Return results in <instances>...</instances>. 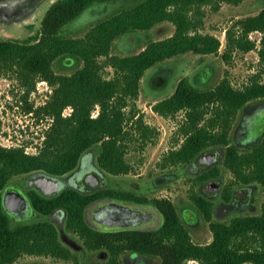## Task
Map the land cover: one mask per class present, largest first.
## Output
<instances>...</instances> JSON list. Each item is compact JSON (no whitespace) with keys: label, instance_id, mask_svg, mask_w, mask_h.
Here are the masks:
<instances>
[{"label":"trees","instance_id":"obj_1","mask_svg":"<svg viewBox=\"0 0 264 264\" xmlns=\"http://www.w3.org/2000/svg\"><path fill=\"white\" fill-rule=\"evenodd\" d=\"M115 0H55L41 19L36 34L24 40L0 37V71H14L26 88L28 98L38 79L47 80L53 92L45 104L29 112L37 117H51L52 122L38 153H29L24 146L0 144V264H12L24 254L77 258L65 246L57 225L48 217L33 222L14 221L3 204V193L14 177L43 171L64 174L77 167L82 154L100 146L97 163L114 175L128 174L132 166L126 159L127 142L134 138L127 129L135 122L143 139L155 128L136 116L135 107L127 106L140 93L146 71L160 62L187 52L217 53L221 39L200 30L204 5L243 0H139L94 22L81 36L67 35L65 27L88 7ZM170 21L175 31L163 39L147 40L143 49L129 55L113 53L117 38L147 32L157 24ZM238 32L227 30V49L251 50L256 47L252 31L264 32V8L257 14L237 21ZM264 60V33L259 50ZM73 57L81 66L73 73H58L56 60ZM114 69L112 77L104 69ZM264 98V81L252 79L242 88L227 78L217 85L202 88L183 78L170 96L157 101L154 109L166 116L183 110L184 120L178 135L184 136L181 146L165 156L166 165H191L210 149L226 146L224 164L246 183L264 185V133L252 149L241 150L232 143L231 127L236 114L256 99ZM72 111L64 115L66 107ZM99 106V113L93 111ZM221 176L218 165L200 172L196 181L203 183ZM174 177V176H173ZM33 206L49 215L63 207L68 213L66 227L83 240L91 250L104 249L109 256L105 264H123L122 254L130 251L159 257L160 264H184L196 259L200 264H264V201L260 212L239 214L229 221L214 219L215 201L200 191L191 195L195 208L210 223L213 239L209 243L193 241L176 203L169 198H149L133 191L112 188L83 193L64 189L55 196L29 193ZM114 196L151 202L164 214L163 224L156 229H123L102 231L91 226L86 218L87 206L96 199ZM226 200L230 194L224 195Z\"/></svg>","mask_w":264,"mask_h":264},{"label":"rangeland","instance_id":"obj_2","mask_svg":"<svg viewBox=\"0 0 264 264\" xmlns=\"http://www.w3.org/2000/svg\"><path fill=\"white\" fill-rule=\"evenodd\" d=\"M136 1L139 0H115L92 5L68 24L64 32L67 35L81 36L94 22ZM52 2L48 1L41 4L35 11L34 17L28 18L26 21L18 22V24L9 22L10 25L0 27V37L24 40L36 34L40 28L41 19ZM263 8L264 0H243L238 4L223 1L218 5L207 4L203 6L201 10L203 24L200 30L204 33L214 34L221 39L222 44L219 51L210 54L187 52L168 58L146 71L141 81L139 96L130 102L126 110L129 114L131 108L135 107L136 116L134 118L136 120L141 118L144 123L155 128V132L147 140L143 139L137 133L135 122L128 121L127 129L132 132L134 138L127 142L126 159L131 164L132 169L128 174H106L107 177L104 178L107 183L112 181L116 186H123L126 190H131L139 195L173 200L183 222L190 230L193 241L196 243L205 244L213 239L210 223L195 208L191 197L193 191H201L202 187L206 189V182L196 181L195 167L192 166V168L187 164L166 165L164 161L169 151L179 148L184 140V136L178 135V130L184 120L185 112L181 110L175 115L166 116L157 112L154 109V104L173 94L179 81L183 78L202 88L213 87L225 77L237 88L244 87L245 84L255 78L264 81V60H261L259 53L264 32L256 30L250 33V38L256 42V47L251 50L227 49V30L233 28V31L237 33L239 29L237 26L238 20L257 14ZM174 31L175 25L170 21H164L147 32L137 31L134 34L123 35L115 40L113 53L119 55L137 53L143 49L147 40L163 39L172 35ZM80 66L81 62L75 61L73 57H63L54 63V69L58 73L66 74L73 73ZM104 74L107 77H112L114 69L107 66L104 69ZM52 92L53 86L47 80L38 79L35 89L29 93L28 98H25L26 88L18 79L16 73L14 71H0V144L24 146L27 152L38 153L46 131L51 125L52 118L37 117L33 111L29 112L26 106L33 104L34 108H37L45 104ZM261 101H264V99H261ZM71 111L70 106L66 107L64 115H68L65 113ZM98 113L99 107L94 109L93 116H97ZM244 117L243 109H241L232 123L231 137H233L236 127L244 120ZM249 147L251 146L241 147L240 149L245 150ZM217 165L224 177L220 182V189H217V186L208 187H213L211 189L215 192L218 191V193H215L216 196H212L216 205L214 219L229 221L239 214L259 213L261 204L264 201V185L255 184L253 190L254 204L248 205L249 191L246 188L248 183L239 180L226 167L224 160ZM20 176L24 177V175ZM66 178L60 177L65 182ZM226 194L232 196L230 202L226 201L224 197ZM99 203L101 209H99L98 217H100L99 220L103 229L137 225L133 222L128 223L127 220L118 223H115L114 220V222L107 220H110L109 217L113 214L112 210L115 211L116 208L122 207L126 213L131 214L132 206L135 205L130 206L116 200H104ZM90 206L95 207L97 203H92ZM93 209H89L90 211L88 210L87 213L90 220L93 219L92 215L95 213ZM9 214L14 221L33 222L36 219H46L43 215L38 216L33 207L31 214L26 218H17L11 213ZM129 218L133 220L131 216ZM155 219L154 227L158 228L163 224L164 216L157 212ZM91 221L93 222V220ZM110 223H115V225ZM62 237L65 239L64 241L72 240L77 247L82 246L81 238L75 234L63 232ZM76 254L77 258L75 259L52 255L24 254L12 264H105L108 259V254L103 250H88L82 253L77 251ZM131 256V253L126 254L125 264H160L159 257L144 256L138 260L139 257ZM184 264L200 263L196 259H189Z\"/></svg>","mask_w":264,"mask_h":264},{"label":"flooded vegetation","instance_id":"obj_3","mask_svg":"<svg viewBox=\"0 0 264 264\" xmlns=\"http://www.w3.org/2000/svg\"><path fill=\"white\" fill-rule=\"evenodd\" d=\"M14 18L15 17H12L10 13L9 14L8 13H0V27H4L7 24L10 25V23L16 24L18 22V19H14ZM20 20H19V22L22 21V20L21 21ZM261 99H264V98L256 99V100L252 101L251 103H249L248 105H246L244 108H242L243 113L245 115L244 120L243 121L240 120L241 122L236 127L234 134H233V137H232V143L235 144L239 149L241 147L247 148V146H251L248 149H252L255 145L258 144V142L262 138V135L264 133V101H261ZM217 148H221V152H220L219 156H222V161H223L225 159V155H226V151H227L226 146H221V147H217ZM245 150H247V149H245ZM222 161H219V162H217L215 164H211V165H209V164H196L194 161L189 166L195 167L196 168L195 173H197V175H198L200 172H205L207 170V167L220 164ZM78 166H79V164L77 165V167H75L74 169H72L70 171H67L64 174L54 175L56 177H61L64 179H65V177H67L66 178V184L64 187H62L61 190H59L58 192H56L55 194L50 195V196L58 195L64 189H70V188H72L74 190H78V191L83 192V193H94L98 190H104V189L110 190L112 188L126 190L123 186H121V187L116 186L112 181L110 183L105 182L104 178L107 177L106 174H109V175H114V174L105 171L102 167H100L98 165V163L96 164V166H98V168L101 169L102 172H99L96 170H91L89 172L84 173L81 176H79V175L77 176V174L76 175L73 174L74 171L78 168ZM201 167H203V169H201ZM103 171L105 172V175L102 176ZM35 173H37V172L26 174V175H24V177L23 176L14 177L7 184L6 189L8 187L15 188L18 191H21L24 195H27L29 198H30L29 193L32 191L40 192L42 195H45L42 193V191L39 188H37L36 184L33 183L34 179H32L31 176L34 175ZM94 175H96V176H94ZM223 178L224 177L221 175V176H217V177H212L211 179H208L204 182H206V185L210 184L211 186H217V189H220V182L222 181ZM91 181H98V182H97V184L92 185L90 183ZM153 182H154V184H156V182L154 180H153ZM255 184L256 185H258V184L263 185L262 183H248L246 185V188L249 191V194H248V198H249L248 202L249 203H248V205L254 204L253 203V201H254L253 190L255 188ZM211 188H213V187H211ZM211 188L207 187L205 189L202 187L200 189L201 190L200 192H203L205 195H207L208 197H210L211 199L214 200V198H212V196H216L217 194H215L216 192L213 191ZM5 190H4V192H5ZM127 191H131V190H127ZM217 193H218V191H217ZM3 195H4V193H3ZM45 196H48V195H45ZM231 199H232V196L229 200H226V201L230 202ZM104 200H116L118 202H124L130 206L135 205V206H132L133 208L131 210L132 211L131 214L126 213V211H124V208H122V207L116 208V206H115V208H116L115 211L112 210L113 214L110 215V217H109L110 220L109 219H107V220L109 222H112L114 220L115 223H118L119 220L121 219V221L127 220L128 223L129 222H133L135 224L137 223V225H133V226L127 225L123 228L118 227L116 229H113V228L112 229H109V228L103 229V226L101 225L98 216L100 213L99 209H101L99 206L100 205L99 202L104 201ZM30 201H31V199H30ZM92 203H97V206H95V207L90 206ZM31 205L33 207L34 212L35 213L37 212L38 216L43 215L45 217H48L57 225L59 232H60V238H61L63 244L65 246H67L68 248H70L74 253H77V251L82 253V252H86L88 250H91L85 246L82 239H81V241H82L81 247H77L76 243H73L72 240L64 241L65 239H63V237H62V233L63 232L72 233V232L68 231V229L66 227V223H67V219H68V213L63 207L56 208L49 215H47V214H41L40 211H38L33 206L32 202H31ZM91 208H94L93 212H95V213H93L94 215H92L93 219H91V220H93V222L87 216L88 210L89 209L91 210ZM119 212H120V214H122V218L119 219V218L113 217V215H115L116 213H119ZM157 212H160L164 216V214L160 210V208L151 202L145 203V202L136 201V200H129V199H124V198H119V197H114V196H107V197L96 199L87 206L86 218H87L88 222L91 224V226L95 227L96 229L102 230V231H115V230H120V229L123 230V229H133V228L156 229V227H154V226H155V220H156L155 218L157 217ZM129 215L133 218V220H130ZM128 220H130V221H128ZM115 223H110V224L115 225ZM72 234L77 235L76 233H72ZM77 236L80 237L79 235H77ZM99 250H103L108 254V252L104 249H97V250H93V251H99ZM128 253L132 254L131 257H139L138 260H140L144 256H146V255H143L141 253H135V252H130V251L124 252L122 254V259H123L124 264H125V261L127 259L126 254H128ZM108 256H109V254H108ZM140 257H142V258H140ZM147 257H149V256H147Z\"/></svg>","mask_w":264,"mask_h":264},{"label":"water","instance_id":"obj_4","mask_svg":"<svg viewBox=\"0 0 264 264\" xmlns=\"http://www.w3.org/2000/svg\"><path fill=\"white\" fill-rule=\"evenodd\" d=\"M48 1L55 0H0V13H10L12 17H15L14 19H18V22L20 19L26 21V19L34 17L35 11L41 4ZM99 151L100 146H94L85 151L80 158L78 168L74 172L76 174L79 173V176L91 170L102 172V170L96 166ZM220 152L221 148L206 150L199 155L195 163L211 165L222 161V156H219ZM103 175H105L104 171L102 173V176ZM31 178L34 179L33 183L36 184L37 188H39L43 194L48 196L58 192L66 184V182L62 181L60 177H56L43 171L35 173ZM97 182L98 181H91L90 183L95 185ZM210 186V184L207 185V187ZM3 204L5 209L17 218H26L32 212L30 198L15 188L8 187L5 190ZM113 217L120 219L122 218V214L119 212L113 215ZM119 221H121V219Z\"/></svg>","mask_w":264,"mask_h":264},{"label":"built area","instance_id":"obj_5","mask_svg":"<svg viewBox=\"0 0 264 264\" xmlns=\"http://www.w3.org/2000/svg\"><path fill=\"white\" fill-rule=\"evenodd\" d=\"M99 107V106H98ZM65 114H70V112L69 113H65Z\"/></svg>","mask_w":264,"mask_h":264},{"label":"crops","instance_id":"obj_6","mask_svg":"<svg viewBox=\"0 0 264 264\" xmlns=\"http://www.w3.org/2000/svg\"><path fill=\"white\" fill-rule=\"evenodd\" d=\"M17 24H18V22H17Z\"/></svg>","mask_w":264,"mask_h":264}]
</instances>
